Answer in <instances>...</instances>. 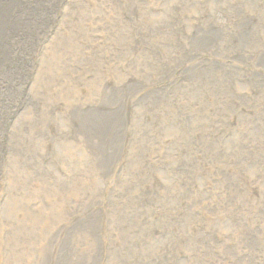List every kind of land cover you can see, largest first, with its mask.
Listing matches in <instances>:
<instances>
[{
  "label": "rangeland",
  "instance_id": "obj_1",
  "mask_svg": "<svg viewBox=\"0 0 264 264\" xmlns=\"http://www.w3.org/2000/svg\"><path fill=\"white\" fill-rule=\"evenodd\" d=\"M0 264H264V0H0Z\"/></svg>",
  "mask_w": 264,
  "mask_h": 264
},
{
  "label": "bare ground",
  "instance_id": "obj_2",
  "mask_svg": "<svg viewBox=\"0 0 264 264\" xmlns=\"http://www.w3.org/2000/svg\"><path fill=\"white\" fill-rule=\"evenodd\" d=\"M151 15V14H150ZM185 19V18H184ZM190 20V19H189ZM97 44V43H96ZM100 45V44H99ZM108 47V46H107ZM138 48V47H137ZM93 54V53H92ZM110 56V55H109ZM76 59V58H75ZM77 61V60H76ZM124 61V60H123ZM132 61V60H131ZM76 63V62H75ZM85 65V64H84ZM112 69V68H111ZM148 69V68H147ZM139 70V69H138ZM149 70V69H148ZM112 72H113V70H112ZM111 72V73H112ZM139 72V71H138ZM146 72V71H145ZM154 72V71H153ZM111 73H109V74H111ZM103 75V74H102ZM112 75V74H111ZM120 75H122V74H120ZM104 77V76H103ZM117 78V77H116ZM123 78V77H122ZM114 80V79H113ZM120 82V81H119ZM112 85V84H111ZM76 90H78V89H76ZM75 92V91H74ZM71 100V99H70ZM183 133V132H182ZM93 139H95V138H93ZM92 139V140H93ZM80 145H82V144H80ZM101 146V145H100ZM100 148V147H99ZM101 149V148H100ZM92 150H93V152H95L97 149L94 147V149L92 148ZM83 151V150H82ZM73 159V158H72ZM89 169V168H88ZM75 170V169H74ZM196 174V173H195ZM116 215V214H115ZM117 216V215H116ZM115 218V217H114ZM186 241V240H185ZM44 242V241H43ZM171 245H172V243H171ZM177 249V248H176ZM37 261V260H36Z\"/></svg>",
  "mask_w": 264,
  "mask_h": 264
}]
</instances>
